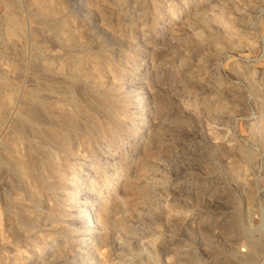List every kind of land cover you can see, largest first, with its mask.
<instances>
[{
    "label": "rangeland",
    "instance_id": "rangeland-1",
    "mask_svg": "<svg viewBox=\"0 0 264 264\" xmlns=\"http://www.w3.org/2000/svg\"><path fill=\"white\" fill-rule=\"evenodd\" d=\"M0 264H264V0H0Z\"/></svg>",
    "mask_w": 264,
    "mask_h": 264
},
{
    "label": "bare ground",
    "instance_id": "bare-ground-1",
    "mask_svg": "<svg viewBox=\"0 0 264 264\" xmlns=\"http://www.w3.org/2000/svg\"><path fill=\"white\" fill-rule=\"evenodd\" d=\"M101 192H102V190H101ZM103 193V192H102ZM107 196V195H106ZM93 210V209H92ZM94 211V210H93ZM89 212H91V211H89ZM104 215L106 216V218H107V216H108V211H104ZM89 214H91V213H89ZM93 215V214H92ZM94 216V215H93ZM85 218H83V220H84ZM90 221L92 222V225L90 226V227H88V224H87V221H86V219H85V223H84V230H88V229H90V228H92V226H94V224H95V219L93 218V217H90ZM84 222V221H83ZM128 231V230H127ZM131 231V230H130Z\"/></svg>",
    "mask_w": 264,
    "mask_h": 264
}]
</instances>
